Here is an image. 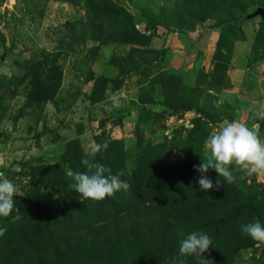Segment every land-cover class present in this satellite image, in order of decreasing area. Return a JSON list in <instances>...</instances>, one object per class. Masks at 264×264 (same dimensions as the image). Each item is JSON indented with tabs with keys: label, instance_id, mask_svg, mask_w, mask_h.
<instances>
[{
	"label": "rangeland",
	"instance_id": "1",
	"mask_svg": "<svg viewBox=\"0 0 264 264\" xmlns=\"http://www.w3.org/2000/svg\"><path fill=\"white\" fill-rule=\"evenodd\" d=\"M257 8L264 0H0V173L17 190L0 264H166L194 231L213 241L205 264H264V244L241 232L264 225V176L235 171L228 184L209 169L214 189L201 191L194 169L211 132L259 108L264 24L239 32ZM211 27L224 32L205 62L174 67L150 47ZM235 43L249 69L236 85ZM105 142L96 161L131 187L84 199L66 171H86Z\"/></svg>",
	"mask_w": 264,
	"mask_h": 264
},
{
	"label": "clouds",
	"instance_id": "2",
	"mask_svg": "<svg viewBox=\"0 0 264 264\" xmlns=\"http://www.w3.org/2000/svg\"><path fill=\"white\" fill-rule=\"evenodd\" d=\"M264 119V108L255 112ZM108 148V144L94 143L87 151V157L81 160L86 169L74 172L71 169L66 175L71 178L69 185L84 199L102 201L114 196L117 192H128L130 184L121 179L122 172L113 174L112 169L96 161L98 153ZM202 163L194 165L200 176L198 184L201 191L214 189L213 182L207 177L209 169H214L219 177L231 184L236 179L234 172L239 171L247 176H264V139H261L253 127L239 121H224L217 130L205 139L203 144ZM220 186L216 181L215 188ZM16 186L0 173V217H8L14 208ZM17 216L14 219L18 220ZM7 232V226L0 227V237ZM241 232L258 244H264V225L259 220L241 226ZM213 245L212 239L203 232L194 231L179 242V256L172 257L166 264H184L180 257L194 256L198 264H205L204 253ZM203 257V259H200Z\"/></svg>",
	"mask_w": 264,
	"mask_h": 264
},
{
	"label": "crops",
	"instance_id": "3",
	"mask_svg": "<svg viewBox=\"0 0 264 264\" xmlns=\"http://www.w3.org/2000/svg\"><path fill=\"white\" fill-rule=\"evenodd\" d=\"M250 28V23H243L241 25V29L243 30L245 37L249 38L251 35L252 31ZM220 35L221 29L217 27L203 28L194 32H186L183 34L169 33L168 35L153 37L150 40V47L156 50L164 49L166 61L171 66L180 67L181 64L186 62L197 63L207 61L211 56ZM241 57L240 43H235L233 57L227 71L229 80L234 85L243 83L249 73V69L241 65V63H243V61H241ZM260 78H262V75L259 77V80ZM259 80L256 81L259 82ZM257 84L258 85H256L257 87L254 88L253 92L257 93L261 91V97L258 100V110H260L261 108H264V80L263 82ZM241 97L246 98L245 96ZM254 115L255 113L250 115L251 117L248 115V119H245L244 121L242 120V117L237 120L247 124L249 127H253L259 134V131L257 130V128H259V124H257V121L262 119Z\"/></svg>",
	"mask_w": 264,
	"mask_h": 264
},
{
	"label": "water",
	"instance_id": "4",
	"mask_svg": "<svg viewBox=\"0 0 264 264\" xmlns=\"http://www.w3.org/2000/svg\"><path fill=\"white\" fill-rule=\"evenodd\" d=\"M256 17H259L261 22L264 23V8H257L254 12H252L251 14H248L246 16V19L251 20V19H254Z\"/></svg>",
	"mask_w": 264,
	"mask_h": 264
},
{
	"label": "trees",
	"instance_id": "5",
	"mask_svg": "<svg viewBox=\"0 0 264 264\" xmlns=\"http://www.w3.org/2000/svg\"><path fill=\"white\" fill-rule=\"evenodd\" d=\"M246 16L247 15H245V17L241 20V23H240V25H239V32L240 33H242V30H241V25L243 24V23H245L246 21H249V20H247L246 19ZM263 23V22H262ZM264 24V23H263ZM217 28H219V27H217ZM223 29H221V35H220V37H219V40H218V44H219V42H220V40H221V38H222V36H223ZM225 69H227V66H225ZM262 136H264V131L262 132Z\"/></svg>",
	"mask_w": 264,
	"mask_h": 264
}]
</instances>
